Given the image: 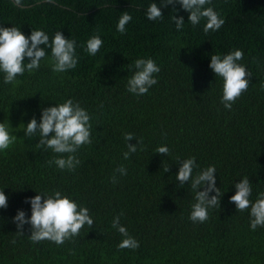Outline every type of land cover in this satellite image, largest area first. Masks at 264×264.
Returning a JSON list of instances; mask_svg holds the SVG:
<instances>
[{"label":"trees","instance_id":"1","mask_svg":"<svg viewBox=\"0 0 264 264\" xmlns=\"http://www.w3.org/2000/svg\"><path fill=\"white\" fill-rule=\"evenodd\" d=\"M150 3L0 0V25L25 34L42 28L50 38L62 31L77 41L79 56L75 69L55 72L49 48L39 69L13 83L4 84L0 74V122L11 123L18 138L0 153V188L8 196L0 209V264H264V228L252 231L250 210L238 211L230 200L244 176L252 182L253 203L264 195V0H211L205 7H214L225 23L207 33L205 19L193 26L179 4L162 8L163 19L148 20ZM125 11L133 19L121 34L116 25ZM174 15L185 19L180 31ZM96 34L104 44L90 56L86 41ZM235 49L243 50L240 63L251 78L228 110L221 103L223 80L209 64L211 54ZM141 57L156 60L161 71L158 83L137 96L126 85ZM69 98L90 113L92 142L74 154L80 161L74 170H61L50 161L68 154L38 146L23 124ZM126 133L134 135L131 144L142 141L128 159ZM163 144L170 148L166 157L155 151ZM191 156L199 165L194 175L216 165L221 188L220 205L203 223L189 219L195 190L175 179L178 162ZM121 165L127 175L116 172ZM56 190L88 207L93 226L62 244L32 241L29 226L18 232L17 210L31 214L26 198ZM121 212L138 248L118 247L124 237L112 221Z\"/></svg>","mask_w":264,"mask_h":264},{"label":"clouds","instance_id":"2","mask_svg":"<svg viewBox=\"0 0 264 264\" xmlns=\"http://www.w3.org/2000/svg\"><path fill=\"white\" fill-rule=\"evenodd\" d=\"M211 0H161L157 4L155 0L145 8V16L150 21L163 19L162 8L169 5L179 4L180 7L189 13L188 22L193 26L199 25L205 19L203 31H218L224 25L225 20L214 7H205ZM175 10V9H174ZM176 11V10H175ZM133 19L131 12L121 13L116 29L124 34L127 31L126 25ZM177 31L185 26L183 16H172ZM22 28L12 25H0V74H3V83L11 84L17 80L18 75L25 71L39 69L42 59L48 55L47 49H51V57L54 61L52 69L55 72H66L75 69L79 56L77 53V41L72 37H66L62 31H57L50 38L49 34L42 28L32 29L30 34H25ZM104 40L99 35H93L86 41L85 51L90 56H95L103 47ZM243 50L235 49L227 54H211L210 69L223 80L221 103L224 108L231 110L236 99L247 90L250 84L251 74L245 64L240 63L243 58ZM134 72L128 78L127 90L137 96L149 92L152 86L158 83L157 75L161 68L156 60L151 57L137 58L134 62ZM11 123L0 122V153L8 150L18 139L12 131ZM91 116L88 110L81 106L78 101L69 98L66 101L53 104L50 107H43L39 120L34 116L26 126L23 124V131L27 137H38L41 148H50L54 153L64 154L54 157L50 163L63 169L74 170L80 163L76 155L78 149L84 144L92 142ZM134 139L132 133L125 134L128 141V151L123 153L124 159H128L135 153L142 141L131 144ZM156 153L165 157L170 153L167 144L159 145ZM179 169L175 179L180 187L188 185L195 190V202L191 206L189 219L194 223H203L208 219L209 210L221 202V188L217 186V168L211 164L200 169L194 175V170L199 168L197 158L191 156L178 162ZM170 168L165 169L168 172ZM120 175H127V168L121 165L116 169ZM113 183L117 177L113 175ZM236 192L230 197L238 211L250 210L252 218L251 230L257 231L264 228V195L257 198L253 203L251 200L253 187L247 176L234 183ZM203 189V190H201ZM37 194L26 198L30 204L31 214L24 209H18L13 217L18 232L24 233L25 226L30 227V238L34 242L44 239L51 240L56 244H62L65 240L79 235L80 230L87 225L92 227L94 217L90 214L88 207L80 205L72 197L59 190L49 194L37 192ZM8 205V196L4 188H0V209ZM123 212L115 216L112 227L117 229L124 237L118 247L138 248L139 241L129 234L126 226L121 224ZM14 242V241H13Z\"/></svg>","mask_w":264,"mask_h":264}]
</instances>
